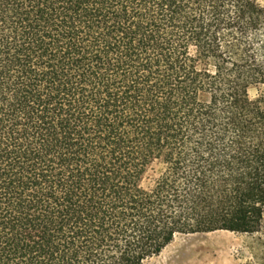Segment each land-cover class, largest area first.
<instances>
[{"label": "trees", "instance_id": "1", "mask_svg": "<svg viewBox=\"0 0 264 264\" xmlns=\"http://www.w3.org/2000/svg\"><path fill=\"white\" fill-rule=\"evenodd\" d=\"M256 0H0V264H145L264 215Z\"/></svg>", "mask_w": 264, "mask_h": 264}, {"label": "rangeland", "instance_id": "2", "mask_svg": "<svg viewBox=\"0 0 264 264\" xmlns=\"http://www.w3.org/2000/svg\"><path fill=\"white\" fill-rule=\"evenodd\" d=\"M256 1L264 8V0ZM260 40L264 42V33ZM259 56L264 63V49ZM260 91L264 92V86L251 89L250 98H256ZM145 264H264V215L261 228L253 234L218 231L177 236L159 256Z\"/></svg>", "mask_w": 264, "mask_h": 264}, {"label": "bare ground", "instance_id": "3", "mask_svg": "<svg viewBox=\"0 0 264 264\" xmlns=\"http://www.w3.org/2000/svg\"><path fill=\"white\" fill-rule=\"evenodd\" d=\"M220 235H221V236H220ZM220 235H219L220 237H224V238H225V236H222V234H220ZM212 236H213V235H212ZM214 237H215V236H214ZM210 239H211V237H210ZM210 239H209V240H210ZM220 239H221V238H220Z\"/></svg>", "mask_w": 264, "mask_h": 264}]
</instances>
